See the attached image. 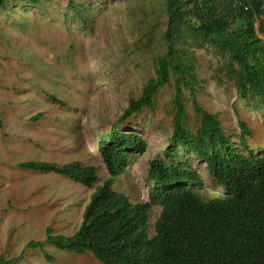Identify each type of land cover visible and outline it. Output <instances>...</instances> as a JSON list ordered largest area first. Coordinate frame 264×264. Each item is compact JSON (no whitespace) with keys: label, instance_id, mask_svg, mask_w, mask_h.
Returning <instances> with one entry per match:
<instances>
[{"label":"rangeland","instance_id":"obj_1","mask_svg":"<svg viewBox=\"0 0 264 264\" xmlns=\"http://www.w3.org/2000/svg\"><path fill=\"white\" fill-rule=\"evenodd\" d=\"M151 0H8L0 9V259L14 264H100L91 254L58 251L45 244L46 230L71 236L79 228L93 190L52 172L18 168L41 162L62 167L73 162L107 174L97 153L102 137L122 116L131 99L155 79V58L164 52L162 10H144ZM162 20L156 27V23ZM152 31L153 42L145 34ZM264 46V36H261ZM197 84L182 88L185 125L195 132L194 104L215 115L226 135L238 142L239 122L251 131L248 144L264 147V101L240 98L222 69L225 58L210 46L189 48ZM173 81L145 110L119 125L121 135L136 134L144 153L132 152L116 192L130 202L151 203L148 237L161 208L147 194L149 162L163 160L195 169L204 182L200 195L214 196L204 165L181 148L167 155L172 133ZM51 98L61 104L54 103ZM52 259L51 261L48 259Z\"/></svg>","mask_w":264,"mask_h":264},{"label":"trees","instance_id":"obj_2","mask_svg":"<svg viewBox=\"0 0 264 264\" xmlns=\"http://www.w3.org/2000/svg\"><path fill=\"white\" fill-rule=\"evenodd\" d=\"M8 0H0L2 9ZM36 5L38 0H19ZM71 1V0H70ZM144 10H162L166 28L160 42L164 52L155 58L154 73L139 98L131 99L110 132L98 143L97 153L107 178L97 185V169L73 162L62 167L24 162L19 169L52 172L93 190L79 228L71 236L46 230L45 242L58 251L91 254L100 264H264V147L252 148V133L239 122L234 142L215 115L194 104L199 118L195 132L185 125L182 88L197 84L189 48L212 47L225 58L222 69L240 98L264 101V0H151ZM156 23V27L160 25ZM152 31L145 34L153 42ZM173 81L172 133L168 156L177 148L204 165L209 184L217 189L204 199L201 175L182 164L152 160L147 172V194L161 208L149 238L151 203H132L114 190L132 152L144 153L145 142L136 134L117 129L133 116L152 111L158 90ZM54 103L60 101L51 98ZM22 255L0 264H14ZM50 261L52 259L48 258Z\"/></svg>","mask_w":264,"mask_h":264}]
</instances>
